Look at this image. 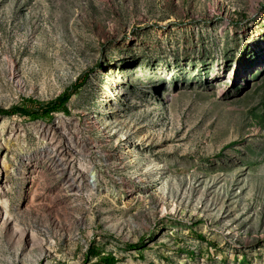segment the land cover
I'll return each mask as SVG.
<instances>
[{
  "label": "rangeland",
  "instance_id": "obj_1",
  "mask_svg": "<svg viewBox=\"0 0 264 264\" xmlns=\"http://www.w3.org/2000/svg\"><path fill=\"white\" fill-rule=\"evenodd\" d=\"M64 91L0 112V264H264V0H0V110Z\"/></svg>",
  "mask_w": 264,
  "mask_h": 264
},
{
  "label": "trees",
  "instance_id": "obj_2",
  "mask_svg": "<svg viewBox=\"0 0 264 264\" xmlns=\"http://www.w3.org/2000/svg\"><path fill=\"white\" fill-rule=\"evenodd\" d=\"M78 88V86L76 87ZM70 99V94L66 91L62 92L58 97L49 101H40L34 98H22V105H13L8 109L0 110L1 113L7 115L22 114L27 116L29 120L48 119L54 113H68L67 103ZM201 238V235H198ZM102 263L113 264L115 258L109 255L100 257Z\"/></svg>",
  "mask_w": 264,
  "mask_h": 264
}]
</instances>
